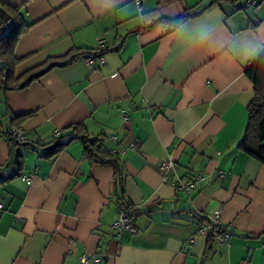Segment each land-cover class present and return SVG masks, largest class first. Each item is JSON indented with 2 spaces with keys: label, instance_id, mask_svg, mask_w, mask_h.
Masks as SVG:
<instances>
[{
  "label": "crops",
  "instance_id": "obj_1",
  "mask_svg": "<svg viewBox=\"0 0 264 264\" xmlns=\"http://www.w3.org/2000/svg\"><path fill=\"white\" fill-rule=\"evenodd\" d=\"M214 1L0 0V41L19 33L16 80L106 49L92 66L81 58L23 90L0 89V264H81L83 254L99 264H264V165L238 149L255 95L246 70L264 55V0ZM188 10L203 12L176 27ZM77 125L118 152L122 182L79 138L48 157L29 146L12 158L14 126L55 144ZM168 159L176 167L164 182ZM194 179L190 195L171 183ZM125 200L139 232L117 238ZM220 210L227 239L208 245L200 216Z\"/></svg>",
  "mask_w": 264,
  "mask_h": 264
},
{
  "label": "trees",
  "instance_id": "obj_2",
  "mask_svg": "<svg viewBox=\"0 0 264 264\" xmlns=\"http://www.w3.org/2000/svg\"><path fill=\"white\" fill-rule=\"evenodd\" d=\"M220 1L236 4L241 0H215L214 2L217 3ZM192 13L193 12H190L188 10L182 17L174 21V25L176 27H180L185 24L191 18ZM18 36L19 33L15 32L14 34H11L7 38H4L0 41V89L5 92L23 90L28 87L30 83L33 82V80L39 78L41 75L55 67H66L73 63L75 60L81 58H101L104 57L106 52V49H102L99 51L91 50L77 53L72 56L69 55L65 58L52 60L49 64H47V66H44V68H37L34 71H30L27 74L23 75L20 79L16 80V62L13 59L12 50L15 46ZM246 74L254 84L255 95L254 99L248 107V121L244 130L243 138L238 144V149L249 157H251L252 159L264 165V55L248 66ZM13 128L19 129V127L17 126H14ZM9 133L6 136L8 142L10 141V139H8ZM75 138H79L81 140L84 155L92 164H99L102 166H108L113 168L116 172V175L118 176L119 181H123L121 160L118 154H114L112 153V151H109L105 148V138H90L89 136H87L83 126L81 125L69 127L62 134V137L57 139L59 140V142H61V146L53 151H46V149L50 144H52V142L49 144H44L43 142L34 143L30 145V148L39 152V154H41L42 156L48 157L56 153L66 145L64 139ZM11 148L13 158L17 146H11ZM135 213L136 211L135 209H133V219L135 218ZM200 219L202 221L201 224H204L209 228L208 235H206L208 245H210L213 240L218 239V236L225 235L222 222L220 225L212 227L211 220L208 216L201 215Z\"/></svg>",
  "mask_w": 264,
  "mask_h": 264
},
{
  "label": "built area",
  "instance_id": "obj_3",
  "mask_svg": "<svg viewBox=\"0 0 264 264\" xmlns=\"http://www.w3.org/2000/svg\"><path fill=\"white\" fill-rule=\"evenodd\" d=\"M136 2L138 5H140L143 2V0H136ZM253 4L254 3H252L251 0L247 2V6H251ZM98 42H99L100 47L104 45V42L102 40H98ZM98 59L103 60V57L101 58L88 57V58H85L84 60L89 66H92L93 64L97 62ZM122 117H123L124 123L128 124L129 117L125 111H123ZM8 139H10L9 141L10 145L14 147L22 143H30V144L41 143V141L38 139L37 140L31 139L29 135L25 133L23 130L15 129V128H12L10 130ZM112 139L115 140L116 137L113 136ZM132 148L136 149V145H133ZM112 153L116 154L118 152L116 150H112ZM175 167L176 165L171 159L160 162L158 166V170L163 176L164 182L170 181V173L172 172V170L175 169ZM21 178H22V181L25 182L26 184L28 185L32 184L31 176L23 175ZM196 182H197V179L190 180L187 182H183L182 180H177V181H172L171 183L176 188V190H183L188 195H190L196 189ZM2 208H3V202H2V198L0 197V210H2ZM133 209H135V207L132 204H130L128 200H125L124 202H122V204H120L119 221L111 227V231H113L116 234L117 238H119L125 232H128L133 235L138 234L139 230L134 226V223H133V217H132ZM209 218L211 220L212 227L220 225L221 224V210L212 214L211 216H209ZM199 232L201 234L208 235L209 228L204 224H200ZM218 239L221 242H224L227 239V236L221 235V236H218ZM80 262L81 264H99V260L95 258V256H90L88 254H83L80 258Z\"/></svg>",
  "mask_w": 264,
  "mask_h": 264
},
{
  "label": "water",
  "instance_id": "obj_4",
  "mask_svg": "<svg viewBox=\"0 0 264 264\" xmlns=\"http://www.w3.org/2000/svg\"><path fill=\"white\" fill-rule=\"evenodd\" d=\"M203 12V10H198V11H195L191 14V18H194V17H197L198 15H200L201 13ZM31 144L30 143H22V144H19L17 146V149L15 151V155H14V161L15 162H18L19 160V157H20V149L23 148V147H29ZM61 146V142H57L55 144H52L51 146H49L46 151L47 152H50V151H53L55 149H57L58 147Z\"/></svg>",
  "mask_w": 264,
  "mask_h": 264
}]
</instances>
